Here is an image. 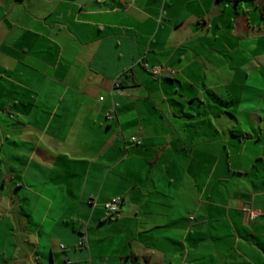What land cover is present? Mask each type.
<instances>
[{
  "label": "crops",
  "instance_id": "crops-1",
  "mask_svg": "<svg viewBox=\"0 0 264 264\" xmlns=\"http://www.w3.org/2000/svg\"><path fill=\"white\" fill-rule=\"evenodd\" d=\"M0 264H264V0H0Z\"/></svg>",
  "mask_w": 264,
  "mask_h": 264
},
{
  "label": "built area",
  "instance_id": "built-area-1",
  "mask_svg": "<svg viewBox=\"0 0 264 264\" xmlns=\"http://www.w3.org/2000/svg\"><path fill=\"white\" fill-rule=\"evenodd\" d=\"M145 68L147 69V71H151L153 74H158L161 71V68L158 66H149L148 64L145 65ZM115 87L117 89H119L120 84L118 82H115ZM101 100H103V98H100ZM114 112V111H113ZM114 117V113H108L107 114V119H112ZM130 141L132 143H135L136 145H141L142 142L137 139L136 137H131ZM119 203H120V199L119 198H115L112 199L111 201L107 202L105 204V209L107 210L108 215L110 216H114L119 212ZM250 218L254 219L255 216L257 215L256 212H250Z\"/></svg>",
  "mask_w": 264,
  "mask_h": 264
}]
</instances>
